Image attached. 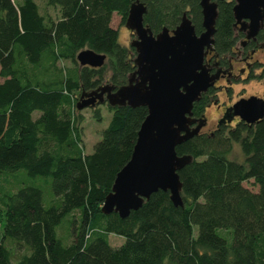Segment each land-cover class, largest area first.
<instances>
[{
	"label": "trees",
	"instance_id": "trees-1",
	"mask_svg": "<svg viewBox=\"0 0 264 264\" xmlns=\"http://www.w3.org/2000/svg\"><path fill=\"white\" fill-rule=\"evenodd\" d=\"M132 1L46 0L59 7L52 19L35 0H0V173L23 169L28 180L15 190L1 184L0 264H264V113L175 145L177 154L191 155L177 170L182 205L156 189L124 217L102 212L147 108L108 104L109 123L85 152L73 92L127 82L135 48L119 41L111 18L116 11L124 20ZM142 1L152 33L173 27L183 10L202 29L198 0ZM216 2L213 47L221 55L236 40L233 0ZM84 46L106 53V61L79 65ZM63 58L79 66H60ZM201 94L192 103L195 118L207 102ZM93 116L101 119L99 107ZM233 142L236 158L227 156ZM249 179L254 187L244 184ZM110 232L124 242L111 245Z\"/></svg>",
	"mask_w": 264,
	"mask_h": 264
},
{
	"label": "water",
	"instance_id": "water-1",
	"mask_svg": "<svg viewBox=\"0 0 264 264\" xmlns=\"http://www.w3.org/2000/svg\"><path fill=\"white\" fill-rule=\"evenodd\" d=\"M202 29L196 32L186 10L171 28L163 25L152 33L144 21L147 6L133 0L125 26L135 34L130 45L135 48V68L127 82L118 87L104 82L91 90H82L76 108L107 102L110 105H144L147 113L140 123L129 159L114 176L111 189L104 197L101 210L126 216L138 208L156 189L167 190L174 205H182L181 181L177 170L191 159L177 154L175 145L196 134L205 117L192 116L191 107L200 93L212 85L217 71L209 72L204 56L213 42L216 0H198ZM233 25L242 23L253 36L262 26L264 0H233ZM80 65L101 66L106 53L90 47L76 53ZM246 122L260 119L264 100L255 95L239 97L230 106Z\"/></svg>",
	"mask_w": 264,
	"mask_h": 264
},
{
	"label": "rangeland",
	"instance_id": "rangeland-1",
	"mask_svg": "<svg viewBox=\"0 0 264 264\" xmlns=\"http://www.w3.org/2000/svg\"><path fill=\"white\" fill-rule=\"evenodd\" d=\"M36 3L39 6L40 13L44 14L46 17H51L52 19H57L60 15L59 7L57 5L48 4L46 0H35ZM111 25L115 28H117L119 32V41L126 45H130V40L135 37L134 33H131V30L125 26V19L122 20L121 15L117 13L116 11L113 12L112 18H111ZM234 44L236 45V49L239 48L240 42L236 39ZM86 47V46H84ZM106 61V59H105ZM58 64L60 66H79L75 62H73L71 59H60L58 61ZM0 79H2L1 73H0ZM219 83L222 82V80L218 81ZM264 88V85H260L256 83L255 81H241L236 82L233 84L231 88L228 87L226 91L218 90L217 89V101L225 100L226 103L231 102L232 100H235L239 98L240 96H246L248 93H259L260 89ZM74 97L79 96V90H74L73 92ZM95 107H99L101 111V119L97 120L93 116V109ZM204 117L206 118V122L204 126L200 129L201 131L208 132L210 129L214 127V121L216 116L218 115L220 109H217L215 104H210L204 108ZM79 113L82 115V119L78 120V126L81 129V138H82V146L84 148L85 152H91L93 149L94 143L100 139L101 137V130L106 127L109 123L110 117H111V111L108 109V103L107 102H101L97 103L94 106L88 105L80 109ZM227 156L230 158H236L239 156V148L237 143L233 142L230 150L227 152ZM16 173H18L16 175ZM27 172L23 169H19L17 171H11V172H1L0 173V196L1 191L6 188H10L15 190L18 182V180L22 181H28L26 177ZM21 175V176H20ZM20 176V177H19ZM18 177V179H17ZM30 181V180H29ZM33 181L34 178H33ZM3 186H2V185ZM244 184L247 186H252L251 179L244 181ZM3 222H4V207L0 202V236L3 232ZM66 227L61 226L59 229L60 235L66 234ZM196 232V226H193V233ZM71 238V237H69ZM108 239L111 245H119L124 242L125 237L120 234H116L113 232H110L108 234ZM70 240V239H69Z\"/></svg>",
	"mask_w": 264,
	"mask_h": 264
},
{
	"label": "flooded vegetation",
	"instance_id": "flooded-vegetation-1",
	"mask_svg": "<svg viewBox=\"0 0 264 264\" xmlns=\"http://www.w3.org/2000/svg\"><path fill=\"white\" fill-rule=\"evenodd\" d=\"M241 21V24L237 23L235 25L232 22L233 36L240 42L239 48L236 49V45L233 44L226 53L219 55L213 47V38L211 47L208 48L204 56V63L208 67V71H217L218 74L212 85L202 91V94L200 93L203 98L207 99L204 108L213 103L217 109H220L215 118L214 127L208 131L210 133L222 125L232 126L240 121L248 125L253 123L246 122L240 119L238 115L231 113L229 106L236 99L229 103H226L225 100L217 101V89L226 91L228 87L231 88L234 83L241 81H255L260 85H264V38L259 34L264 27V19L257 32L248 37L246 36L248 28L244 25L246 19H241ZM219 80H222V82L219 83ZM249 95L261 97L264 100V88H261L259 93H248L246 96ZM202 115H204V111Z\"/></svg>",
	"mask_w": 264,
	"mask_h": 264
},
{
	"label": "crops",
	"instance_id": "crops-1",
	"mask_svg": "<svg viewBox=\"0 0 264 264\" xmlns=\"http://www.w3.org/2000/svg\"><path fill=\"white\" fill-rule=\"evenodd\" d=\"M69 67L71 68L72 66L70 65V66H67L66 68H69Z\"/></svg>",
	"mask_w": 264,
	"mask_h": 264
}]
</instances>
